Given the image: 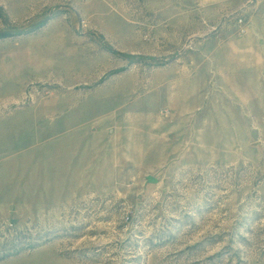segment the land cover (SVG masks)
Listing matches in <instances>:
<instances>
[{
	"label": "rangeland",
	"instance_id": "374dc122",
	"mask_svg": "<svg viewBox=\"0 0 264 264\" xmlns=\"http://www.w3.org/2000/svg\"><path fill=\"white\" fill-rule=\"evenodd\" d=\"M0 264H264V0H0Z\"/></svg>",
	"mask_w": 264,
	"mask_h": 264
},
{
	"label": "built area",
	"instance_id": "2783aa9c",
	"mask_svg": "<svg viewBox=\"0 0 264 264\" xmlns=\"http://www.w3.org/2000/svg\"><path fill=\"white\" fill-rule=\"evenodd\" d=\"M239 24H240V31H241L242 33L246 32V25L243 24V19H240V20H239Z\"/></svg>",
	"mask_w": 264,
	"mask_h": 264
}]
</instances>
